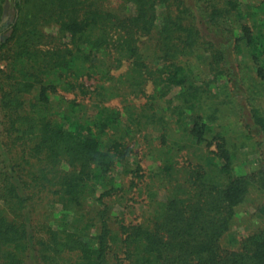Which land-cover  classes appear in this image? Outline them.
I'll use <instances>...</instances> for the list:
<instances>
[{
	"label": "trees",
	"instance_id": "trees-1",
	"mask_svg": "<svg viewBox=\"0 0 264 264\" xmlns=\"http://www.w3.org/2000/svg\"><path fill=\"white\" fill-rule=\"evenodd\" d=\"M101 1L0 5V264H264V227L224 241L264 202V107L238 104L236 144L207 102L264 91V0L250 24L237 0Z\"/></svg>",
	"mask_w": 264,
	"mask_h": 264
},
{
	"label": "rangeland",
	"instance_id": "rangeland-1",
	"mask_svg": "<svg viewBox=\"0 0 264 264\" xmlns=\"http://www.w3.org/2000/svg\"><path fill=\"white\" fill-rule=\"evenodd\" d=\"M259 0H237L238 8H239V13L242 14L243 18H246L245 20L250 24V13L256 9V6L258 5ZM101 4L104 5V1H101ZM112 4H115V2H112ZM220 6L225 5V0H219ZM0 5L1 8L4 10L2 15L6 17V22H9V17L11 16V0H0ZM249 17V18H248ZM237 20V17H235ZM235 22H232L233 25ZM50 30H53L50 29ZM236 34L237 36L240 35V30L239 27L237 26V21H236ZM2 38V37H1ZM243 48V47H242ZM242 53V52H241ZM244 53L238 56H244ZM245 59V57H243ZM195 60V59H194ZM247 60V59H245ZM4 62V58H0V64ZM200 65L201 69V78L207 77V69L206 65L204 63ZM3 66V65H0ZM125 66H122L118 71L124 70ZM246 84L250 82L251 84L253 83V90L251 93L248 92V95L252 97V95L255 97L254 101L246 99V97L240 98L241 101L237 97H232L229 95L228 92V85H231L230 83H225V82H216L212 85L211 91L209 98L207 99V102L213 103L216 105L219 109L218 111V123L219 124H228V131L226 135L228 136L229 140L234 142V143H239L241 139V132L243 131L242 127V121L238 122L239 117V109H238V104H241V106L245 107L244 111V116H248L244 122L248 121L249 122V114H250V109L252 106H263L264 107V91L261 88V84L257 80V78L251 79L252 82L250 81L249 78L245 79ZM176 90V89H173ZM147 92H150V87L147 88ZM69 96V95H67ZM132 101H134L137 106L141 105L142 102L145 101V97H132ZM233 106V107H232ZM238 122V123H237ZM157 128H154L153 131H157ZM155 134V133H154ZM139 135V133L137 134ZM175 137H178L177 135ZM259 139L263 142L262 143V148L258 149L260 154L263 156V162H264V134H261L259 136ZM211 148V147H210ZM194 149L193 148H188L183 150L180 153V156L178 157V162L183 163L185 160V157L187 154L191 153ZM192 154V153H191ZM240 154L243 156H248L249 158H254L257 155V151L255 153H247L246 147L242 148L240 150ZM245 158H241L239 156L238 161H236L237 166L239 168L244 169L246 168V160ZM264 164V163H263ZM152 165V168L155 169L154 162L150 164L149 166ZM178 167V166H177ZM264 167V165H263ZM136 186L133 187L132 191L133 193L130 194L128 197L130 198L127 202H125V199L123 202H114L112 207L114 214H117L120 216V213L122 211L124 212H129L130 208L128 206L133 207L132 204L134 203L135 200L139 201L142 199L144 193L139 192L138 189L135 188ZM158 194L163 195L164 191L160 189L157 191ZM261 199L259 198V195H257L254 192H251L250 195L246 198V200L236 208L235 210V217L233 220V224L231 225L230 232L229 234L224 238L225 243L228 244L229 240L231 242L235 241L239 236L246 235L247 233L256 230L258 228L264 227V216H262L259 211H258V204L261 203ZM262 205H264V202L262 201ZM230 244V243H229ZM235 245V244H234ZM65 264V263H64Z\"/></svg>",
	"mask_w": 264,
	"mask_h": 264
}]
</instances>
